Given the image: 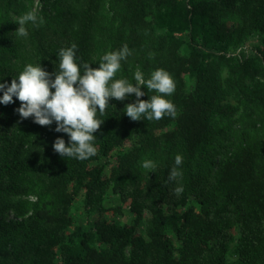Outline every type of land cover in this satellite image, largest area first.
<instances>
[{
  "label": "trees",
  "instance_id": "obj_1",
  "mask_svg": "<svg viewBox=\"0 0 264 264\" xmlns=\"http://www.w3.org/2000/svg\"><path fill=\"white\" fill-rule=\"evenodd\" d=\"M34 1L0 0V83L28 64L55 73L72 44L81 74L127 45L114 79L166 70L176 116L133 121L135 94L110 98L97 154L81 161L54 151L69 142L55 122L22 119L15 97L0 103V264H264V0H38L43 22L17 37L12 15ZM110 188L132 223L106 216Z\"/></svg>",
  "mask_w": 264,
  "mask_h": 264
},
{
  "label": "clouds",
  "instance_id": "obj_2",
  "mask_svg": "<svg viewBox=\"0 0 264 264\" xmlns=\"http://www.w3.org/2000/svg\"><path fill=\"white\" fill-rule=\"evenodd\" d=\"M19 27L17 37H27L26 25L42 23L34 11L20 16L16 21ZM76 45L61 48L59 51V70L49 73L39 64H28L17 78L11 83H0V103H13V97L20 101L16 111L22 119L32 117L41 126L56 123V132H63L69 136V142L57 137L53 148L61 157L86 160L97 154V148L92 141L104 120L97 119V111L103 115L109 105L110 98L124 101L130 94H135V102L127 103L124 113L133 121L146 119L147 121L161 120L166 114L176 116L175 105L166 97L175 91V82L171 75L163 69H156L149 79L137 71L134 74L135 84L127 79H114L121 67V61L131 54L127 45L118 51L106 53L99 61V67L83 63V74L76 62ZM54 75V79L52 76ZM147 87L151 95L148 100L140 99L145 93L141 86ZM54 90V91H53ZM182 164V157H175V166L171 169L169 180H176L181 176L178 170ZM142 167L154 171L156 165L151 160H145ZM148 172V173H149ZM174 194L179 197L183 192L182 186H177Z\"/></svg>",
  "mask_w": 264,
  "mask_h": 264
},
{
  "label": "rangeland",
  "instance_id": "obj_3",
  "mask_svg": "<svg viewBox=\"0 0 264 264\" xmlns=\"http://www.w3.org/2000/svg\"><path fill=\"white\" fill-rule=\"evenodd\" d=\"M39 8H40L39 2H38V0H35L34 1V7H33L34 12H37L39 10ZM14 12H16V11H14ZM19 17H20V15L18 13H13V15H12V18L15 21ZM18 27H19V25L14 30V32H13L14 34H15L16 30L18 29ZM256 41H257V39L250 40L247 44H245L244 47L250 48ZM185 78L187 79L188 83L191 85L192 84L191 78L188 75H185ZM225 143L228 144V146L222 147L221 153L217 157L218 158L217 168L223 163V161L226 158V155L228 153H230L233 149L232 145H230L229 139H226ZM105 205L107 208L106 216L109 219H116V220L121 221L124 224H130L133 222L134 216L130 211V203L129 202H123L120 198V195L114 193L111 188L106 192Z\"/></svg>",
  "mask_w": 264,
  "mask_h": 264
}]
</instances>
